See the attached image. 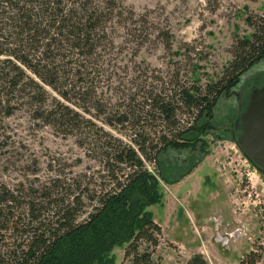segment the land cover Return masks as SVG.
<instances>
[{"label":"trees","instance_id":"obj_1","mask_svg":"<svg viewBox=\"0 0 264 264\" xmlns=\"http://www.w3.org/2000/svg\"><path fill=\"white\" fill-rule=\"evenodd\" d=\"M115 5L113 0H0V116H12L24 103L45 125L67 130L86 124L94 131L93 147L108 180L90 189L89 182L56 179L22 196L0 186V243L8 234L20 241L0 249V264H114L112 252L118 248L129 264H157L153 255L161 229L148 209L162 198L158 178L176 184L195 169L208 153L204 136L212 130L217 104L264 62V15L248 16L245 24L252 32L235 38L232 60L216 81L203 87L177 83L172 92L161 87L139 98L129 93L120 104H108L105 113L84 78L99 69L108 23L132 21L133 12L116 13ZM72 106L127 132V142L84 120ZM152 127L164 130L155 137ZM171 151L191 157L164 169L162 158ZM148 162L156 167L154 174L146 169ZM85 202L91 210L79 222ZM259 262L251 252L240 264ZM187 264L208 263L195 254Z\"/></svg>","mask_w":264,"mask_h":264},{"label":"rangeland","instance_id":"obj_2","mask_svg":"<svg viewBox=\"0 0 264 264\" xmlns=\"http://www.w3.org/2000/svg\"><path fill=\"white\" fill-rule=\"evenodd\" d=\"M113 2L116 13L133 12L134 16L131 22L113 18L108 23L99 69L84 78L105 106V113L108 104H120L129 93L139 98L149 90L157 93L161 87L172 92L177 83L203 87L216 81L232 60L230 48L235 38L252 32L246 17L264 15V0ZM257 89H264V62L241 78L231 97L217 104L212 130L204 136L208 153L195 169L176 184L158 178L162 198L148 209L161 229L153 255L157 264H187L195 254L208 264H237L239 257L244 258L239 252L245 251L264 263V178L246 162L235 143L238 135H233L251 92ZM45 91L56 97L51 89L45 87ZM23 104L12 116H0V186L22 196L56 179L68 184L72 180L89 182L90 189L100 182L107 185L93 147L94 131L86 124L67 130L45 125L34 120L31 109ZM50 105L46 103L44 110ZM74 109L103 132L127 142V132L101 124L102 117L95 120L94 112L83 114ZM162 130L152 127L151 132L158 137ZM189 157L187 151H171L162 158V167L184 164ZM145 167L155 173L154 164L148 162ZM85 204L79 222L91 210ZM6 236L9 239L0 243L1 250L20 242ZM112 255L114 264H129L123 248L114 249Z\"/></svg>","mask_w":264,"mask_h":264},{"label":"water","instance_id":"obj_3","mask_svg":"<svg viewBox=\"0 0 264 264\" xmlns=\"http://www.w3.org/2000/svg\"><path fill=\"white\" fill-rule=\"evenodd\" d=\"M235 143L243 156L264 178V89L253 90L238 122Z\"/></svg>","mask_w":264,"mask_h":264},{"label":"crops","instance_id":"obj_4","mask_svg":"<svg viewBox=\"0 0 264 264\" xmlns=\"http://www.w3.org/2000/svg\"><path fill=\"white\" fill-rule=\"evenodd\" d=\"M238 232V231H237ZM216 242V241H215ZM236 242V241H235ZM216 243H218V242H216ZM223 246V245H222ZM240 253V255H246V254H249V252L248 251H245L244 253L243 252H239ZM240 261H241V257H239V260L237 261V264H240ZM257 264H261V263H257Z\"/></svg>","mask_w":264,"mask_h":264},{"label":"flooded vegetation","instance_id":"obj_5","mask_svg":"<svg viewBox=\"0 0 264 264\" xmlns=\"http://www.w3.org/2000/svg\"><path fill=\"white\" fill-rule=\"evenodd\" d=\"M233 135H238V127H237V124H235V129L233 131Z\"/></svg>","mask_w":264,"mask_h":264},{"label":"built area","instance_id":"obj_6","mask_svg":"<svg viewBox=\"0 0 264 264\" xmlns=\"http://www.w3.org/2000/svg\"><path fill=\"white\" fill-rule=\"evenodd\" d=\"M246 162H248V161H246ZM249 176V175H248Z\"/></svg>","mask_w":264,"mask_h":264}]
</instances>
